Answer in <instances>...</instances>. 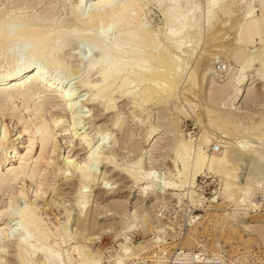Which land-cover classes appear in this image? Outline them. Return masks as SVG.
Here are the masks:
<instances>
[{"label":"rangeland","instance_id":"374dc122","mask_svg":"<svg viewBox=\"0 0 264 264\" xmlns=\"http://www.w3.org/2000/svg\"><path fill=\"white\" fill-rule=\"evenodd\" d=\"M152 1L143 0L144 13L142 12L141 22L148 29L155 31L153 33L158 38L157 44L160 45V48H170V44L166 40L167 36H165L167 34H164L167 32L164 30H167L166 27L168 28V25L166 18H164L165 16H163L162 8L166 5L163 4L158 7L156 2ZM207 1H197L199 4L196 17L198 32L191 34V36L188 35L185 38L187 40L180 48H172L174 55L176 57L178 55V58L181 57L186 62V66L177 83V88L173 90L175 91L172 94L173 96L165 103H161L160 99L159 101L154 98L146 104L138 105L139 107L134 106L127 95H122L119 98L116 96L115 111L121 114L122 130H114L112 126H108L109 132H107L111 134V137L107 139L110 141L107 143V146H109L107 151L117 156L115 159L122 167L127 168L134 165V162L139 159L138 163L136 162L139 166L138 181L132 180L122 172L115 171L113 167L99 165L97 167L98 174L100 171L103 170L104 172L106 170L105 175L101 174L100 178L93 182L94 184L89 183V185L93 184L87 192L89 200L83 206L82 212H80L77 203L81 181L74 174L68 182L64 179V172L70 173L72 171V168L68 167L67 164L63 167L64 170H59L63 162L58 166L50 164L48 169L41 172L46 174L47 180L41 179L42 175L34 179L35 182L32 180V185L35 183L34 188H39L42 193V197L36 199V201L40 200V206L46 201H51L52 210L50 209L48 214L53 220L55 219L54 221L62 223L69 217L68 229L70 231L71 229L73 231L76 230L77 232H84L82 218L89 224V228L85 230L93 233L97 238L85 242L80 239L76 244L90 249L93 252H91V256L99 260L98 264H111L115 253L120 251L119 245L121 244H125L128 247H138L144 244L146 247V251L141 253L140 258H135L132 262L128 260L126 264H168L166 263L167 257L169 258L177 248L182 250L204 249L211 254L223 252L225 264H264V197L260 194H255L254 198H258L256 199L257 201L260 199V207L255 209L245 204H240L241 206L236 207L235 202L227 198L232 195L231 198L233 200L239 197V187H243L245 184L248 185L249 182L252 187H256L255 181H264V178H261L264 175H260L261 173L264 174V164L257 162L252 155L245 154L237 149V145H239L237 142L248 143L253 145L258 152L260 151L264 158V139L260 140L255 137L257 133L250 135L251 132L254 133L253 131L257 127L264 126V77L261 76H264V41L258 40L260 38L256 36L248 44L238 43L241 23L247 15L257 17L262 14L263 9L262 5H260L262 1L230 0V2L225 0L224 2L228 3L232 10L231 13L224 15L215 10L214 15L211 17L204 14ZM77 2L78 0H31V2H28V0H0V20H4V17L8 19V16H32L40 13L43 15H49L50 13L51 15L49 16L52 17L53 15L55 19H66L71 15ZM212 17L215 19H211ZM111 25H107L108 28H111L110 30L102 29L96 31V34H98L96 36H101L102 38L104 35L105 37L102 39L108 37L106 40L104 39L107 44L116 40H113V38H116L114 34L117 29L114 30V26ZM63 39H59L57 42H63L61 43V45L64 44V51L62 50V52L67 57L64 56L66 61L70 63L65 71L66 74H60L59 82L63 88L68 87L73 90L75 93L73 98L84 99L91 92H87L79 83H82V79L85 80L86 77L89 80H94L97 77V74H95L96 70H93L88 76L82 70L87 66V58L82 63L79 62L78 54L83 55L88 50L90 39L83 36L78 38V40L71 38L70 41L68 40L70 42H68V45L66 44L67 40L64 39V42ZM127 42L129 43V41ZM127 42L125 41V43ZM101 51L104 52L103 49H98L92 53L94 55H91V60L95 61L97 57L99 58L100 54H102ZM69 55L71 56L68 57ZM115 58L113 55L112 59ZM245 58L248 61H245ZM36 62L43 65L50 76L54 75L55 71L52 72L53 70L47 69L44 61L38 60ZM205 65H212L211 69H214L211 70L213 72L207 78L202 77ZM241 65L245 67L241 68ZM192 74L196 75L193 84L190 80ZM228 74H234L231 76L234 80H237L242 75L245 85L242 87V85L235 84L234 90H237L238 95L232 104L227 102V104L222 106L223 104L220 102L218 105L221 106L215 105L212 108L221 117L230 122V126L234 122L233 127H238L237 129H239V131H235L237 134L233 133L234 131H232L230 126L224 128H229L228 130L230 131L228 132L231 134L225 133L227 132L225 129H218L215 126V122L213 123L211 118H209V112L204 107L205 102L203 103L204 96L209 95L211 80L214 79L217 84H223L227 76H229ZM201 79L204 80L202 81ZM132 84H129L132 87L131 89L137 90ZM233 93L234 91L231 95ZM38 96V94H34L32 100L27 103L29 105L24 103L25 106L22 104L20 96V98H15L13 109L15 110L17 106L20 107L21 104L22 108L16 109L17 113L14 117L10 116L12 112L7 115L0 114V130L5 124L11 136L10 140H13L11 142H14L13 144L17 148L16 156L11 159L13 167L18 165L25 153L23 147L27 144L26 135H23L22 138H16V133L22 131V125L17 122V118L23 113L28 118V111L25 107L29 106L32 108V103L39 100ZM190 100L191 102L193 101L194 105H198L193 106ZM49 104L44 110L46 115H50V112L53 111H57V113H60L59 115H62L61 111L63 109L58 103ZM115 111L107 112L106 116L102 117L103 119L98 120L96 118L99 107L79 104L74 110L75 115L84 116L89 114V118L82 117V119H78V117L73 119L70 111H64L63 123L70 125L72 120L76 119L75 121L78 123L76 124L77 131L82 133L81 135L87 134L88 141L95 142L101 138L100 132L95 126L98 124L109 125L111 119L115 118V114H118ZM93 119L98 121L96 123L92 122ZM94 123L95 125H93ZM215 127L217 130L224 131L225 135L220 131L218 132ZM57 129L58 127H55V130ZM239 132L240 134L243 133V135L238 134ZM205 139L210 141V143H206ZM179 140L188 143L192 151L202 149L208 154L212 153L213 150L214 152L218 151V154L223 149L226 151L230 150L229 152L232 153L237 150L234 153L235 161L237 162V165L235 164L236 169H238V171L236 170L237 174L235 173L234 176L230 177L227 175L228 168L225 169V166L219 165L211 173L207 170L200 172L194 178L193 184L186 182L184 185L179 186L181 177L179 173H176L181 165L178 159V150L180 148L177 142ZM227 140L229 141L227 142ZM60 141L62 155L76 159L83 157L84 150L82 147L86 140L83 141L72 137L71 142L64 137ZM214 145H216V148H213ZM38 152V149L34 150L33 154L37 156ZM56 153L57 151L55 150L52 153V158L56 156ZM58 162L60 161L58 160ZM0 167V171H6V166L3 162ZM146 173H149V175L144 178L143 176ZM257 174L261 176H258V179L257 176L255 178ZM222 175L223 177H221ZM253 176L255 179L252 178ZM227 179H229V183L234 182L237 190L234 189L232 183L231 185L227 183ZM103 180L104 182H102ZM165 182H173L176 186L166 187ZM20 183H14L15 189L19 188ZM26 183L28 187L30 182L26 181ZM190 189H194L192 193L194 200L189 198L188 190ZM0 190V206L7 207L10 204L9 202L12 201L10 208L15 215H17L19 208L26 205V202L28 203L30 199H34V193H31L29 189H27L28 197H18L12 200L10 199V189ZM162 190H165L167 194L164 196L165 198L163 197L162 203H156L153 201V196L150 197V195ZM175 196L177 197L175 198ZM12 216L14 215L12 214ZM229 217L234 220L229 221ZM10 218L12 219V217ZM10 218L7 217L4 221L10 222L9 224L12 225L15 222ZM128 220H130L131 226L127 229L124 222H128ZM238 220H243L244 224H238ZM157 229H160V231H157ZM120 231L124 233L115 238L116 232ZM160 234L164 242H160L158 245L154 241L155 236ZM73 244V241H59V245L54 247L61 252L62 260L66 264H70L66 250ZM8 250L7 254H1L3 258L1 259L8 261L10 264H16L14 257L15 248L9 246ZM31 261L33 264H37L35 259H31Z\"/></svg>","mask_w":264,"mask_h":264},{"label":"bare ground","instance_id":"6f19581e","mask_svg":"<svg viewBox=\"0 0 264 264\" xmlns=\"http://www.w3.org/2000/svg\"><path fill=\"white\" fill-rule=\"evenodd\" d=\"M153 1L156 2L158 7L163 4L166 5L162 8L164 13L163 16H165L164 18H166V23L168 25V28L166 27L167 30H164L167 32L164 34H167L165 36H167L166 40L170 44V48H160V45L157 44L158 38L155 36L156 34L153 33L154 30L152 31L142 24L141 17L143 15L142 12L144 7L143 0H78L71 15L66 19H55L53 15L52 17L49 16L51 15L50 13L49 15L45 13L48 16L40 13L32 16H8V19H5L4 17V20H0V114L7 115L12 112L10 116L14 117L17 113L16 109H19L22 104L24 105V103L27 104L31 101L34 94L39 95V100L32 103V108L29 106L25 107L28 111V118L23 115L24 113L17 118V122L22 125V131L16 133V138H22L23 135L27 136V144L23 147L25 153L21 157L17 166H12L13 161H11V159L16 156L17 148L15 147V144H13L14 142H11L12 139L10 140L11 136L9 130L5 124L0 130V166L2 162L6 166L5 172L0 171V189H10L11 200L18 197H28L27 189H29L31 193H34V199H30L28 203L26 202V205L19 208L17 215L11 211L10 206L12 201L9 202L10 204H8L7 207L0 206V264H10L8 261H3V258L1 257V254L3 255L9 252V246L15 248L14 257L16 259V264H33L31 259H35L37 264H66L62 260L61 252L54 248L59 245V241H73L74 243L68 250H66L68 262L70 264L99 263L98 259H94L91 256L92 251H90V249H86L80 244H76L80 239L85 242L97 238L93 233L86 231L89 228V224L82 218L84 232H77L76 230L73 231L71 229L70 231L68 229L70 221V219H68L69 217L62 223L54 221L55 219L53 220L48 214L52 205L51 201H46L40 206V200L36 201V199L41 198L42 193L39 188H34L35 183L32 185V180L37 179L39 175H42L41 179L44 181L47 180L46 174L41 172L48 169L50 164L58 166L63 162L59 170H64L63 167L67 164L68 167L72 168V171L70 173L64 172V179L68 182L74 174L79 177L81 181V188L78 189L79 200L77 199V205L80 212H82L83 206L86 202L88 203L89 195L87 192L94 184L93 182L99 179L101 174L105 175L106 170L104 172L102 170L98 174L97 167L99 165L113 167L115 171L122 172L132 180L138 181L139 166L137 165V161H139V159L136 161L137 163L134 162V165L126 168L122 167L121 164L116 161L117 159L115 158L117 156H114L111 154L112 152L110 153V151H107V147H109L107 146V143L110 142L107 139L111 137V134H108V126H112V129L114 130H122L121 114L115 111L117 101L116 96L119 98L122 95H127V97L130 98L131 103L136 107H139L144 103L146 104L154 98L158 100L160 99L161 103L168 101L171 96H173L172 94L175 92L173 90H175L174 88H177V83L186 66V62L181 59V57L178 58V55L177 57L174 55L172 48H180L187 40L185 38L188 37V35L191 36V34L198 32V25L196 23V17L199 10L198 0ZM224 1L225 0H208L204 14L211 17L214 15L215 10H218L216 12L229 15L232 10L229 7V4ZM260 1H262V4H260L263 9L262 14L257 17L252 15H247L245 17L239 27L238 43L248 44L252 42L256 36L260 38L258 40L264 41V0ZM28 2H31V0H28ZM211 19L215 18L212 17ZM108 24H113L111 26H114V30L117 29L114 34L116 38H113V40H116L110 44L105 42L108 37L104 38V40L102 39L105 37L104 35L102 38L101 36H96L98 35L96 34V31L98 30H110L111 28L107 27ZM82 36L90 39L88 50L85 51L83 55L78 54L79 62L81 63L87 58L86 69L84 68L82 70L86 72L87 76L93 70H96L95 74H97V77L94 80H89V78L86 77L85 80L82 79V83H79L83 89H86L89 93L91 92L84 99L73 98L75 95L73 90L68 87L63 88L62 84L59 82V78L61 77L60 74H66L65 71L68 69V64L70 62L66 61L67 57L63 55L64 52H62V50L64 44L61 45L63 42H57L59 39L64 38L67 40L66 44L68 45L71 38L78 40V38ZM125 41H129V43H125ZM98 49H103L104 52L101 51L102 54H100L99 58L94 57L96 60L92 61L90 57L91 55H94L92 53ZM113 55L116 57L115 59H112ZM64 56L66 58H64ZM70 56L71 55L68 57ZM38 60L44 61L47 69L53 70L52 72L55 71L54 75L52 74L53 76H50L47 73L48 71L46 68L36 62ZM245 61H248V59ZM212 65H205V68L203 67L204 74L202 77L207 78V76L211 75L210 73L213 72L211 71L213 69H211ZM243 67L245 66L241 65V68ZM233 75L227 76L226 81L223 84H217L214 82V79L211 80L209 95H206L207 97L204 96L203 98V103L205 102L204 107L207 109V112H209V118H211L213 123L215 122V126H217L218 129L222 128L227 130L225 133H229L228 131H230L228 130L229 128H224L230 126V122L221 117L212 107L218 105L220 102H222V106L227 104V102L232 104L236 99L238 92L236 89L234 90L235 84L237 83L243 87L245 83L243 82L242 75L237 80H234V78L231 77ZM195 76L196 75L192 74L190 77L192 84L195 81ZM261 76L264 77L263 75ZM131 83H133L132 86H135L134 88L137 90L134 91L131 89L132 87L129 86ZM233 91L234 93L231 95ZM19 96L23 103L20 102L22 103L20 107L17 106L14 110L13 105L15 106V104L13 101L17 97L20 98ZM49 103H58L61 109H63V111H61L62 115H59L60 113H57V111L50 112V115H46L44 110ZM192 103L193 101L191 104ZM79 104L87 106L96 105L99 107V112L96 118L98 120L103 119L102 117H105L107 112L115 111L118 113L115 114V118L111 119L109 125L98 124L95 126L100 132L101 138L100 140L98 139L99 142H97L98 140L90 142L87 140V134L81 135L82 133H79L76 129V124H78L76 123L77 121H75L76 119L72 120V124L70 123V125H65L63 123L64 111H70V115L73 119L78 117V119H82V117L89 118V114H85L84 116L75 115L74 110ZM192 105L196 106L198 104L194 105L193 103ZM88 110L90 111V109ZM98 120L93 119L92 122L96 123ZM95 123L93 125H95ZM233 124H231L230 128H232V131H234L233 133H235V131H239V129H237L238 127H233ZM55 127H58V131L55 130ZM254 130V133L251 132L250 135H255V133H257V136L255 137H258L260 140L264 139V126L257 127ZM217 131L219 132L220 130ZM220 132L225 135L224 131ZM238 134H240V132ZM240 135H243V133ZM59 137L61 139L64 137L68 138L71 142L72 137H75V139H82L83 141L86 140V143H84L82 147L84 150L83 157L76 159L71 156L62 155L61 139ZM228 141L229 140H227V142ZM205 142L210 143V141H206V139ZM238 143L239 145H237ZM177 144L180 148L178 150V159L181 164L177 170L178 172L176 171L181 177V184L179 186L184 185L186 182L193 184L194 178L200 172L207 170L211 173V171L216 170L219 165L225 166V169L228 168L227 175L230 177L234 176L238 171L235 166V164L237 165V162L234 157V153L237 152V150L232 153L229 152L230 150L226 151L223 149V151L218 154V151L214 152L212 149L213 152L208 154L202 149L192 151L191 146L183 140H179ZM237 144V149L240 152L245 154L248 153L249 155H252L257 162L264 164L263 155L260 151L258 152L253 145L241 141L237 142ZM37 149L39 152L38 155L35 156L36 152L35 154H33V152ZM55 150L57 151L55 154L56 156L54 155L55 157L52 158V153L55 152ZM58 160L60 162H58ZM130 163L132 164V162ZM148 175L149 173H146L143 177L147 178ZM260 175L263 176L264 174L261 173ZM256 176L258 179L259 175H255V178ZM221 177H223V175ZM252 178H254V176ZM261 178L263 179L264 176ZM228 180L229 179H227V183L230 182ZM26 181L30 182L28 187L26 186ZM16 182H21L18 189H15L14 187V183ZM102 182H104V180ZM89 183L93 184L89 185ZM231 183L229 184L231 185ZM232 184L234 189H236L234 182ZM241 185L243 186V184ZM255 185L256 187H252V184L249 182L248 185L245 184V186L239 187V197L235 198L237 200L231 198L233 195L228 196L227 198L234 201L236 207L241 206L240 204H245L254 209L259 208L260 199L257 201L256 199L258 198L255 199L254 196L255 194H260L264 197V181H255ZM165 186L175 187L176 184L173 182H165ZM193 191L194 189L188 190V195L191 200H194L192 196ZM166 194V191L162 190L161 192L152 193L150 197L153 196V201L156 203H162L163 197ZM176 197L177 196H175V198ZM178 201L180 202V200ZM12 214L16 217L12 216ZM7 217H12V219H10L14 220L15 223L11 225L9 224L10 222H5L4 220ZM228 220L231 221L234 219H230L229 217ZM124 223L127 229L131 226L130 220ZM237 223L244 224V221L238 220ZM157 231H160V229H157ZM123 233L124 232L121 231L116 232L115 238H118ZM154 242L158 243V245L160 242H164V240H162V235H156ZM119 246L120 251L115 253L111 264H126V261L128 260L132 262L135 258H140L143 251H146L144 244L143 246L138 247H128L125 244ZM61 249L63 248L61 247ZM184 250L191 252L190 254L194 256L196 263H198V261L205 262L206 259L208 260L206 264L226 263L223 252L211 254L204 249ZM205 252L209 254L201 256V253L204 254ZM215 259H217V262H215Z\"/></svg>","mask_w":264,"mask_h":264},{"label":"built area","instance_id":"2783aa9c","mask_svg":"<svg viewBox=\"0 0 264 264\" xmlns=\"http://www.w3.org/2000/svg\"><path fill=\"white\" fill-rule=\"evenodd\" d=\"M213 148H216V145L213 146ZM191 252L182 250V249H175L174 252L169 256V258L167 257L166 259V263L168 264H206L207 263V259L205 262H199L196 263L195 262V258L194 256H192L190 254ZM205 252L204 254L201 253V256H205L208 255L209 253ZM215 262H217V259H215ZM209 264V263H208Z\"/></svg>","mask_w":264,"mask_h":264}]
</instances>
